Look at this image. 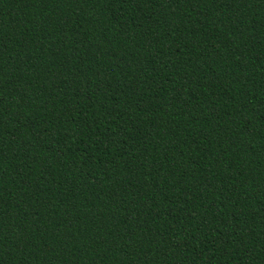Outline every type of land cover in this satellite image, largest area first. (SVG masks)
I'll list each match as a JSON object with an SVG mask.
<instances>
[{
  "label": "trees",
  "instance_id": "trees-1",
  "mask_svg": "<svg viewBox=\"0 0 264 264\" xmlns=\"http://www.w3.org/2000/svg\"><path fill=\"white\" fill-rule=\"evenodd\" d=\"M0 264H264V0H0Z\"/></svg>",
  "mask_w": 264,
  "mask_h": 264
}]
</instances>
